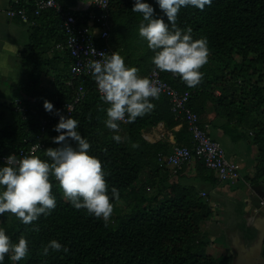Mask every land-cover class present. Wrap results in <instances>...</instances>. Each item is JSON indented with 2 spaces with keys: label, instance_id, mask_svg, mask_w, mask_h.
Wrapping results in <instances>:
<instances>
[{
  "label": "trees",
  "instance_id": "1",
  "mask_svg": "<svg viewBox=\"0 0 264 264\" xmlns=\"http://www.w3.org/2000/svg\"><path fill=\"white\" fill-rule=\"evenodd\" d=\"M147 2L153 6L154 16H163L155 0ZM132 3L133 0H110L109 43L124 58L126 66H134L138 75L147 76L153 67V52L138 35L142 16L131 10ZM10 5L27 11L28 24L49 21L46 32L53 42H41L39 58L40 75H50L51 79L43 86L34 75L37 66L27 69L28 76L23 80L27 97L17 104L10 103L12 120L0 127V164L4 163L3 157L29 150L37 143L41 147L35 155L42 159H48L45 149L57 147L51 138L57 135L53 125L58 117L42 106L43 100L48 99L54 109L78 121L77 130L90 143L89 154L100 160L107 173V187H116L120 197L105 224L84 209L72 207L53 181L51 191L56 196V206L47 216L41 214L26 225L13 214H0V226L13 242L20 235L30 242L29 252L16 264H230L233 256L227 252L216 257L209 252L210 240L201 232V223L213 215L208 198L191 183L193 179H171L180 170L174 173L159 160L161 155L170 153L173 145L150 142L144 136L147 128L160 122L170 130L182 124L175 133L174 144L191 146L188 124L172 111L169 97L161 94L152 99L150 112L132 122H118L124 139L114 141L104 125L107 104L99 99L91 73L74 78L71 75L73 57L66 48L62 14L50 9L36 16L33 0H12ZM98 11L93 5L88 11L73 14L79 24L86 25L90 14H99ZM163 19L167 22L166 17ZM175 23L181 29L190 27L193 38L207 39L208 60L201 66L203 75L194 87L186 86L178 75L167 71H163L162 78L179 91H190L189 107L199 117L208 102H213L219 108L218 115L247 125L257 152L254 176L247 177V181L264 192V89L259 86L264 80V0H211L203 10L181 7ZM101 41H97L99 46L104 44ZM54 43L63 48L49 57L47 51ZM79 85L84 88V97L67 114L65 104L73 101ZM216 90L220 95L215 94ZM196 160V180L214 185V172L201 159ZM51 239L68 251L50 249L44 255L43 246ZM3 264L13 262L5 256Z\"/></svg>",
  "mask_w": 264,
  "mask_h": 264
},
{
  "label": "clouds",
  "instance_id": "2",
  "mask_svg": "<svg viewBox=\"0 0 264 264\" xmlns=\"http://www.w3.org/2000/svg\"><path fill=\"white\" fill-rule=\"evenodd\" d=\"M210 3L211 0H155L163 16H154L153 6L147 0H133L132 3L131 10L142 16L138 35L153 52L151 63L157 70L178 75L188 87L200 82L203 75L200 68L208 60L209 49L205 37L193 38L190 27L177 26V13L185 6L203 10ZM98 55L101 59L89 61L87 67L100 93L99 99L107 104L104 125L110 130L112 139L120 142L124 137L118 122H132L150 112L152 99L158 98L161 89L156 81L138 75L136 67L126 66L118 52ZM42 106L58 117L53 125L57 135L51 138L57 147L44 150L48 159L34 154L19 158L9 154L4 158L5 162L0 164V214H13L26 225L41 214L47 216L56 206V196L51 191L55 181L72 207L84 209L107 224L114 202L120 198L118 189L107 187V173L100 160L89 154L90 143L77 130L78 121L54 109L48 99L43 100ZM29 243L24 235L13 242L0 226V264L5 256L16 264L29 252ZM61 248L68 251L66 246L51 239L42 252L47 255L50 249L59 251Z\"/></svg>",
  "mask_w": 264,
  "mask_h": 264
},
{
  "label": "crops",
  "instance_id": "3",
  "mask_svg": "<svg viewBox=\"0 0 264 264\" xmlns=\"http://www.w3.org/2000/svg\"><path fill=\"white\" fill-rule=\"evenodd\" d=\"M12 0H3L5 6H3V13L6 15V10L9 8ZM92 0H64L62 4L65 8L73 11H84L86 3H91ZM7 22H0L1 33L5 35L2 41L6 45V49L13 52L9 53L10 57H14L19 61H30L35 70V76L40 79V52L42 50L41 42L45 40L49 45H52V40L49 37V33L46 32L50 27L48 20H44L42 23L28 24L21 21L18 18H9L7 15ZM1 35V36H3ZM0 36V37H1ZM25 39L23 46L12 43V39L18 37ZM11 46V47H10ZM63 48L59 44H55L50 47L47 53L50 56L61 52ZM57 49V50H56ZM3 50V49H2ZM60 50V51H59ZM38 52V53H37ZM38 55H37V54ZM14 55V56H13ZM12 59H8L11 63ZM21 60V61H22ZM23 70L26 71L24 79L27 75V64ZM47 77H51L50 75ZM20 83H22L20 81ZM41 86V85H40ZM22 88V87H21ZM23 89L24 97L26 98L25 87ZM216 95H220V91L216 90ZM19 100L18 102H21ZM218 107L213 102H208L204 112L200 115L202 124L208 126L209 133L214 140L219 141L224 149L228 147L227 158L230 161L236 162L240 166L241 178L235 182H222L216 177V182L211 185L209 182L200 181V187L198 189L206 193L213 211V218L218 222L219 226H222L223 233L216 234L215 232L206 231L203 234L208 237L210 244L208 251L214 254L216 257L221 256L227 252L232 254L230 264H237L238 247L243 245L249 248L259 233L264 231V205L261 204V200L264 197V192L257 190L254 186H251L247 181V177H253L255 172L256 162H251L250 158L244 157L240 154V149L243 148L242 138L250 137L249 129L244 123H239L235 119L230 120L221 115H218ZM182 124L175 126L173 129H168L163 122L158 123L156 126H150L144 131V136L150 142L161 141L175 145V133L180 131ZM250 139V138H249ZM173 148V147H172ZM171 148V150H172ZM226 152V150H225ZM253 159V158H252ZM197 160L193 159L190 163L185 164L179 169L177 175L173 179H178V176L196 179L198 175ZM173 170V169H172ZM210 172H213L209 170ZM211 180V179H209ZM198 185V184H197ZM213 197V198H212ZM210 198V199H209ZM236 227L234 234L224 233V229H230ZM209 228V226H208ZM210 230V229H209ZM242 231V232H240ZM246 239V240H245Z\"/></svg>",
  "mask_w": 264,
  "mask_h": 264
},
{
  "label": "built area",
  "instance_id": "4",
  "mask_svg": "<svg viewBox=\"0 0 264 264\" xmlns=\"http://www.w3.org/2000/svg\"><path fill=\"white\" fill-rule=\"evenodd\" d=\"M18 3L20 0H14ZM110 0H92L91 3H86L84 11H88L93 5L99 10V14H90L86 25L79 24L73 10L65 9L64 5L58 0H33L34 15L39 16L44 11L53 9L62 14L63 27L67 35L66 48L70 51L73 57L71 64V75L76 77L84 72L91 73L87 67L89 61L93 59H101L98 55L100 52L111 54L114 50L109 43L110 37V18L108 7ZM6 15L9 18H18L27 23L29 16L24 8L16 9L12 5L6 10ZM98 39L102 44H97ZM163 71L155 69L154 65L149 71L147 77L157 82L161 91L159 95L169 97L172 111L178 113L188 124L192 138L191 146H181L175 144L169 154L161 155L159 160L173 169L176 173L182 166L190 163L193 159H201L205 166L214 172L219 181L235 182L241 178L240 166L230 161L224 147L214 141L209 135L207 125H201L199 116L194 113L189 107L191 93L188 90L179 91L171 84L162 78ZM84 97V88L79 85L75 91V96L72 102L65 104V108L70 114L77 103ZM55 122V121H53ZM40 143L33 145L29 150H20L18 153H12L17 158L34 154L41 147ZM6 157V156H5ZM3 157V161L5 162ZM202 196H206L202 192ZM264 205V197L261 200Z\"/></svg>",
  "mask_w": 264,
  "mask_h": 264
},
{
  "label": "rangeland",
  "instance_id": "5",
  "mask_svg": "<svg viewBox=\"0 0 264 264\" xmlns=\"http://www.w3.org/2000/svg\"><path fill=\"white\" fill-rule=\"evenodd\" d=\"M2 5L5 6V3H3V0H0V22L6 23L7 17L2 12L4 10ZM3 34H6V33H1V30H0V36ZM4 36L5 35L0 37V127L6 125L7 123H10L12 120V117H11L10 111H9L10 103L17 104L16 102H18L19 100H23L25 98L22 88H23L24 74L26 73V71L23 70V68H25L26 64H27L28 70L34 68L33 64L30 61H24L23 62L22 59H21L22 61L21 60L19 61L18 59L14 58V57H10L9 53L6 52L7 47H6L5 43L2 41ZM12 43H14V44L17 43V44L23 46L25 44V39L21 38L19 36L18 38L12 39ZM7 51H9L13 54L12 51H10V50H7ZM48 56L52 57L49 54H48ZM8 59H12L11 63L8 62ZM47 76H49V75H44V74L42 75L41 85H43V86L48 85L51 77H47ZM20 81H22V83H20ZM259 86L264 89V80L259 82ZM254 115H256V114L254 113ZM258 118H261V116H258ZM244 125H245V123H244ZM245 126H247V125H245ZM249 138L248 137L242 138V144L244 146L242 149H240V154L244 157L250 158L251 162H253V160L256 162V160H257L256 148H255V145L251 142V140ZM225 150L227 153L228 147H225ZM168 170H169L170 174L172 175L171 169L168 168ZM171 179H173V175L171 176ZM191 183H193L197 187H200L199 186L200 183L196 179L191 181ZM257 190L260 191L261 189L258 187ZM213 216L214 215H212L211 218H209L208 220H205L201 223V232L202 233L206 232V231L207 232L208 231L215 232L216 234L223 233L221 230L222 226L218 225V222L214 220ZM208 226H209V228H208ZM235 230H236V227L234 226L230 229H226V230L224 229V233H228L229 235L230 234L232 235V234H234ZM240 232H242V231H240ZM231 256L234 257V252H232Z\"/></svg>",
  "mask_w": 264,
  "mask_h": 264
},
{
  "label": "water",
  "instance_id": "6",
  "mask_svg": "<svg viewBox=\"0 0 264 264\" xmlns=\"http://www.w3.org/2000/svg\"><path fill=\"white\" fill-rule=\"evenodd\" d=\"M238 249L237 264H264V231L249 248L240 245Z\"/></svg>",
  "mask_w": 264,
  "mask_h": 264
}]
</instances>
